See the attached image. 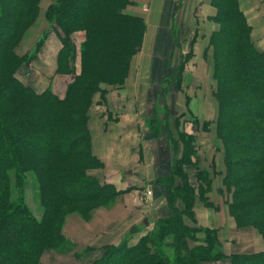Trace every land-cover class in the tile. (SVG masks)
<instances>
[{
    "label": "trees",
    "instance_id": "obj_1",
    "mask_svg": "<svg viewBox=\"0 0 264 264\" xmlns=\"http://www.w3.org/2000/svg\"><path fill=\"white\" fill-rule=\"evenodd\" d=\"M39 1L0 0V264H39L44 249L64 239L58 226L64 206L118 193L70 160L97 162L90 151L85 111L99 81L123 79L145 30L140 17L123 12L130 0H55L45 15L62 42L58 70L75 71L70 34L83 29L80 70L63 97L50 88L37 92L16 72L35 58L48 31L32 53L18 54L15 47L38 16ZM211 4L218 25L210 35L216 124L227 163L224 186L232 190L229 209L238 225H253L264 237V51L256 49L238 0ZM186 151L185 144L173 173L180 171ZM30 169L41 181L45 209L40 219L25 201L24 176ZM204 181L208 186L210 182ZM163 182L170 214L134 243L108 245L92 264H202L223 256H229L231 264H264V249L225 255L215 229L185 221L187 216L194 220L193 188L185 183L176 186L170 176Z\"/></svg>",
    "mask_w": 264,
    "mask_h": 264
},
{
    "label": "crops",
    "instance_id": "obj_2",
    "mask_svg": "<svg viewBox=\"0 0 264 264\" xmlns=\"http://www.w3.org/2000/svg\"><path fill=\"white\" fill-rule=\"evenodd\" d=\"M52 1L54 0H41V10L37 19L33 22L28 29L29 31L24 34L19 44L15 47L18 54L32 53L39 35H42L43 32L50 29L47 32L35 59L30 63L21 65L16 72V76L24 84L30 86L37 92L50 88L53 93L59 97H63L68 83L72 81L68 80V78L71 76L70 78L73 79L74 74L56 73V59L61 47L60 37L49 25L44 14L48 5L51 4ZM249 1H252L251 5H258V2L261 0H238L240 9L245 15V8L249 5ZM42 2L43 5L45 3V8H43ZM123 12L127 15L140 17L145 23L146 31L142 45L143 47L132 57L130 71L126 81L129 87H135L136 95L129 98L128 96L121 94L122 89L120 88H114L117 94L108 89L109 91L106 93L104 101V99L101 98V94H95L93 101L94 104H101L102 102V105L101 109L99 108V110L89 114L88 125L92 136L94 155L98 157L101 163H104L103 165L105 167L113 169L114 167L133 168L136 169L135 173L138 175L132 180L127 181L126 177H116L113 175L114 172H111L110 170H108L107 173L114 177L105 174L100 168H98L100 170L95 169L97 172L91 170L89 173L99 178V181L103 184H114L116 190L120 193V195L116 197L115 207L122 206L139 212H136V214L128 221L129 224L126 230L124 227L122 229L120 224L117 226L119 232L117 235H106L100 237L101 239L99 242H91V244L86 245L96 248L102 246L105 247L108 245H117L123 240H127L129 244H132L137 241L142 234L150 230L156 218H154L152 214H149L148 211L144 213L141 212V206L144 202L147 190L151 191L152 197L150 198V201L146 198V204L152 208L156 207L158 215L166 216L170 214L171 210L166 201L167 188L160 182H163V179L170 176L176 186H179L182 183L180 177L172 172L174 161L179 159L183 154L182 149L180 147L176 149L175 144L173 143L178 137V130L175 125L172 127L170 126V122H168V127L166 128L167 137H165L163 141H156V136L150 133L148 129L144 132L143 128H139L141 125H144L139 122L143 115V118H146L147 116L154 114L153 112H145L143 114L142 108L144 105L147 111L149 103H155V106L157 107L156 103L159 105L160 102H163L167 103V105L171 104L177 106V108L183 109L181 111L183 116L180 117V127H183V130L186 133L196 136L195 147L198 150L196 152V157H193V159L195 160L194 163L199 165V169L195 168V166H193L194 169L192 166L187 165V167L184 168V172L187 174V181H189L191 185H196L198 175L203 173L205 175L201 179L203 181H200V183H202L201 185L205 186L204 179L206 178L211 186L206 194V199L213 207L205 206L199 194L195 195V201L192 207L194 220L190 221L185 218L186 223L192 226L218 229L217 237L221 243L220 249L225 255L262 251L264 249V239L262 236L251 227H237L228 212L225 198L223 200L221 197L223 195H220L218 192V190L224 188L222 178L225 173V165L223 163L224 157L222 146H219V144L214 145L209 155V158L214 161L213 174L202 168V165L206 161L204 159L205 156L201 154V151L203 147H205L208 152V147H206L204 141L200 140L201 135L205 136L207 141L215 142L214 140H216L214 122L217 118L218 106L217 100L214 96L215 89L214 87H211L213 86L211 79L214 78V62L212 49L211 46H209L210 35L217 28L216 23L213 20L216 8L211 4V0H130V2L124 7ZM246 19L252 30V26H255V23L260 22V20L249 21L248 17H246ZM168 23L183 24L184 29L182 30L183 26L181 27V32L179 29L180 34H183V36L186 35V29L190 32L192 30V34L197 33L193 42V51L187 55L191 58L190 61L192 64H196L195 70L197 73L195 71L193 72V77L189 78L190 81H186L183 78L180 90H178L179 83L175 86L176 81H173L172 79L168 80L167 90L170 94L164 99L162 96H165V93L164 95H161V90L159 91V94L150 95L147 93L150 81L147 71H149V53L153 41L156 40L155 46L159 39L160 44L164 43V29L166 28V25L165 27L162 25V28L160 29V24ZM157 28H159V30ZM258 28L263 30L264 33V27ZM73 34L74 33H72L70 37L72 40L74 38ZM177 46H180L178 41ZM169 51H171L170 48ZM173 54L174 53L172 52L168 53L166 59L158 62V69H161V71L158 70L160 77H162L167 71L166 69L169 66L168 61L172 60ZM185 55L186 53H184L183 56ZM35 62L38 64L35 70H39L41 75L35 73L34 77H30L28 74L23 77L24 70L30 68ZM74 66L75 69L77 70L78 68L79 71L80 61L77 67V60L75 59ZM164 70L165 72L163 73ZM197 81L199 83H197ZM193 82L195 85L196 83L199 85L196 91H190V89L187 88V85L190 83L193 84ZM183 88L184 98L178 93L181 92ZM118 106L120 107V114L118 115L119 119L117 122H109L107 128L110 135L119 134L120 138H118V141L112 139H103L101 141V136L104 134L103 131L105 132L104 126L99 123L100 121H103V118L100 117L102 115L101 112L106 109L108 112L111 111V116L116 117ZM155 106H153V108ZM153 116L156 115L154 114ZM176 117L177 116L174 117V124L178 121ZM144 120L145 119L142 121ZM203 122L210 123L209 128L204 131L201 129V124ZM212 122L214 123V126ZM106 142L114 143V145H106ZM196 169L198 175L195 171ZM193 171H195V173H193ZM105 175H108L111 178H107ZM134 227L137 229L136 232L131 231ZM198 236L202 235L198 233ZM74 241L77 242V240ZM213 264H230V262L229 260L222 259L213 262Z\"/></svg>",
    "mask_w": 264,
    "mask_h": 264
},
{
    "label": "rangeland",
    "instance_id": "obj_3",
    "mask_svg": "<svg viewBox=\"0 0 264 264\" xmlns=\"http://www.w3.org/2000/svg\"><path fill=\"white\" fill-rule=\"evenodd\" d=\"M54 1H52V2H54ZM40 2H41V0L39 1V7H40ZM251 2L252 1H249V5L245 8V10H246L245 16L248 17L249 21L250 20H260V22L254 24L255 26H252L253 30H251V39H252L256 49L259 51H263L264 50V33H263V30H260L258 27H264V0L259 1L258 5H256V4L251 5ZM173 5H175V4H173ZM42 6H43V8H45V3L43 5V2H42ZM40 10H41V8L39 9V13H40ZM42 11H43V9H42ZM39 13H38V15H39ZM45 13H46V11H45ZM37 17H36V19H37ZM45 17H46V15H45ZM31 25L26 29L24 34L27 31H29L28 29L31 27ZM162 25L164 27L166 25L165 29L163 27L164 32H165V38L163 40L164 43L162 42L163 44H160V39H159L157 41L158 46H157V44L155 46L156 40H154L153 45L151 47V51L149 53L150 54V64H149V71H147V74L149 75V80L151 81V83L149 81V87H148L147 93H149L150 95L159 94L160 93L159 91L161 90V95H164V93H165V96H162V98L166 99L167 98L166 96L170 94V92H168V90H167L168 89L167 88V84H168L167 81L168 80L172 79L173 81H176L175 86L178 85V83H179L178 90H180V88H181L180 86L182 84V79L184 78L186 81H190L189 78L193 77V72L195 71L197 73V71L195 70L196 64H192V62L190 61L191 58L189 56H187L191 51H193V42H194V38L196 37L195 35L197 33L192 34V30L190 32L189 30L186 29V32H185L186 35L183 36V34H180L182 26H183L182 30L184 29L183 24H179V23L160 24V26H161L160 29L162 28ZM216 26H218V25L216 24ZM157 29L159 30V28H157ZM179 29H180V32H179ZM49 30L50 29H47V31H49ZM145 31L146 30H144L142 42H141V45L139 46L137 52L140 51L141 48L143 47L142 45L144 42ZM72 33H74L73 34L74 35V38H73L74 41L71 38L70 39L72 40L74 47L76 49V60H77V67H78V64L80 61V50L83 47V41L86 38V32L83 29H77V30L73 31ZM71 34H70V37H71ZM23 36H22V38H23ZM41 37H42V35H39V38L36 41V43L39 41V39ZM177 41L180 44L179 47L177 46ZM60 42H61V39H60ZM36 43L33 47V51L36 48ZM61 46H62V42H61ZM209 46H211L210 45V39H209ZM159 47H160V53H159ZM163 47H165V48H163ZM169 48L171 51H169ZM211 49H212V46H211ZM38 52H39V50H38ZM171 52L174 53L172 55V60L168 61L169 66L166 69L167 71L165 72V70H164L163 73L165 72V74H163L162 77H160L159 71H161V69H158V62L159 61L161 62L163 59H166L168 56V53H171ZM184 53H186L185 56H183ZM135 54H133V56ZM58 55H59V52L57 54V59H56V73L74 74L73 79L70 78L71 76H69V78H68V80L73 81L74 78L76 77V74L79 73L78 68H77V70L74 69L75 71L70 72V73H65V72L59 71L58 70V66H59ZM132 57H131V59H132ZM131 59H130L126 74L123 77V79H121V81L112 83V82H107V81L101 80L98 82L99 87H97L98 91L95 94H97V93L101 94V98L104 99V101H105V95L109 90L111 92L114 91L115 94H117V92L115 91L114 88H120V89H122L121 94L126 95L129 98L132 96H135L136 95L135 87H129L127 85V82H126L127 77L129 75V71H130ZM37 65L38 64L35 62V64L32 65L30 68H26L23 72V77L26 76L27 74L30 77H34L35 73L41 75V72L39 70H35ZM179 66H182V67L178 70ZM201 69H202V66H201ZM95 73H96V71H95ZM211 80H212L211 82H213L212 83L213 86H211V87H214V89H215V90L213 89L214 90V96H215L216 80L214 78ZM194 81H196V80H194ZM162 83H163V85H162ZM184 83H185V81H184ZM184 83H183V86H184ZM197 83H199V82L197 81ZM197 83H196V85L194 82H193V84L190 83L187 85V88L190 89V91H193V90L196 91V89L199 87V85H197ZM209 83H210V81H209ZM184 88H185V86H184ZM184 88L182 89L181 92H178L180 94V96H182L183 98H184ZM66 89H67V87H66ZM170 91H172V90H170ZM175 92H177V91H175ZM95 94L93 95V98H92L91 102L89 103V105L87 106V109L85 111L87 114L86 120H87L88 130H89L88 121H89V116H90L89 114H91L94 111L99 110V108L101 109V105H102V102H101V104L100 103L94 104L93 101L95 98ZM118 94H119V92H118ZM215 98L217 100L216 96H215ZM156 105H157V107L155 106V103H153V104L149 103L147 111H146V107L144 105V107L142 108L143 114L145 112H151V113L153 112L156 116H153L154 115L153 114V115L147 116L146 118H143V116H144L143 115L139 122L143 123L144 125H141L139 128H143L144 132H145V130L148 129L150 133H152V134H154V136H156V141H159V140L163 141V139L165 137H167L166 136V128L168 127L167 126L168 122H170V126H172V127H174V125L176 126V128L178 130V135H177L178 137L173 142L175 144V148L178 149L180 147L183 151L185 148V144H186L187 151H190L189 155L187 154V151H186V159L184 162L180 163L181 164L180 171L176 174L178 175V177H180V179L182 180V183L186 184L187 188H188V186L193 188L195 195L199 194V196L201 197L205 206L213 207L211 204H209L207 202V199H206L207 198L206 194L210 190V187H211L210 183L206 187L201 185L202 183H200V181H203L201 179L205 174L202 173V174L198 175L197 169L195 170L197 175H198V181H197L196 185H191L189 183V181H187V179H186L187 174L184 172V168L187 167V165H190L192 167L195 166V168L199 169V165H196V163H194L195 160L193 159V157L194 158L196 157V152L198 150L195 147L196 146L195 145L196 136H192V138H190V139L186 138L185 136H181L182 132L186 133L183 130V127H180V117L183 116V114L181 113V111L183 109L177 108V106H173L171 104L167 105V103H163V102H160L159 105H158V103H156ZM153 106H155V107L153 108ZM217 106H218V100H217ZM183 107H185V106H183ZM183 107H181V108H183ZM186 107H187V104H186ZM104 110L105 111L101 112L102 115L100 116L103 118V121L99 122L104 126V130H105V132L103 131V133H104L103 136H101V141L103 139L104 140L112 139L114 141H118V138H120V135L119 134L118 135L117 134L110 135L108 128H107V124L109 122L111 123V122H117L118 121V119H119L118 115L120 114V107L119 106L117 107L118 113H116V117H118V118L111 116L112 115L111 111L108 112V111H106V109H104ZM185 111H186V109H185ZM175 116H177L176 118L178 120L176 124H174V117ZM217 117H218V112H217ZM143 119H145V120L142 121ZM215 120H217V118ZM214 123H215V131H216V140H214L215 142L207 141L205 139V136L201 135L200 140L204 141V144H206V147H208V152L206 151L205 147H203V149L201 151L202 152L201 154H203L205 156L204 159L206 161L202 165V168L208 170L207 172H210L213 174V171H214L213 162L214 161L211 158H209V155L211 153L213 146L216 144H219V146H222V148H223V157H224L223 163L225 165V173H226L227 163L225 160L224 145H223L222 140L218 136L216 121ZM214 123H213V126H214ZM201 125H202L201 129L204 131V130H207L209 128L210 123L203 122ZM89 139H90V144H91L90 145V147H91L90 151H91L92 155H94V152H93L94 150L92 148V136H91L90 130H89ZM110 142H112V141H110ZM105 144L106 145H114V143H108V142H106ZM95 158H96L97 162H91V163L90 162H81L78 160H70V161L73 162L74 164H77L81 168H83L85 170V172L89 175H91L89 172L91 170H95V169H97V170L101 169L105 174H108V175H110V174L107 173V171L110 170L111 172H114L113 175H115L116 177H119V176L126 177L127 181L132 180L134 177H136V175H138L135 173L136 169L129 168V167H127V168L114 167V169L113 168H107L103 165L104 163H101V161L98 159V157L95 156ZM98 168H100V169H98ZM97 170H95L93 172H97ZM195 171H193V173H195ZM225 173H224V176L222 178V184L223 185H225V183H224ZM108 175H105V176H107V178H111ZM113 175H110V176L114 177ZM91 176L97 178L94 175H91ZM97 179L100 180L99 178H97ZM43 181L45 182V179H43ZM159 182H160V180H159ZM160 183L165 185V186L167 185V182L166 183L160 182ZM40 184H41V181L38 179V176L35 173V171L30 169L25 173V176H24L25 201L27 202L32 214L37 219L41 218L43 211L45 209L44 205L42 203V200H41V198H43V197H42V191H41ZM107 185H111L112 189L117 191L114 184L107 183ZM223 187L224 188L218 190V192L220 195L221 194L223 195V196H221L223 198V200L225 198V203H227V206H228V212H229L230 216L233 218L236 226L240 227V228L251 227V228L255 229L257 231V233H259L262 236V234L259 232V230L253 225L247 224V225L241 226V225L237 224L235 218L233 217V215L231 214L230 209H229V202L232 199V190L226 188V186H223ZM107 189L110 190L111 188L110 189L107 188ZM166 194H167V191H166ZM118 195H120V193H116L112 197L107 198V199L91 200V201L88 200V201H84V202H71L70 204H68V206H64V211H63L64 214H61L63 219H62V221H60L58 223L59 229L62 232L64 239H62L61 241H59L55 245H50L49 247H46L40 256L39 264H92V262L95 259L101 257L103 252L106 250L107 246H105V247L102 246V247L96 248V247L87 246L86 244L89 245V244H91V242L97 243L100 241V239H101L100 237H103L106 235H113V236L117 235L119 233L117 226H119L120 224L122 226V229L124 227L126 230V228L128 227V224H129L128 221L133 217V215L136 214V212H139L137 210L122 207V206H118V207L116 206L115 207V200L117 199L116 197ZM151 197H152L151 191L147 190L146 194H145L144 202L141 206V212L144 213V212L148 211L149 214H152V216H154V218H156V220L154 221V224H155V222L163 216L157 214L156 207L152 208L148 204H146L147 203L146 198L148 201H150ZM203 198H204V200H203ZM162 201H163V199H162ZM166 201H167V197H166ZM194 201H195V198L192 200V206L194 204ZM176 202H178V205H183V201L181 199L176 200ZM167 204H168V202H167ZM168 207L170 209L169 204H168ZM186 218H187V220L191 221L190 217L187 216ZM215 231L217 233L218 229H215ZM198 233H200L203 236L202 232H198ZM199 237H201V236H199ZM262 238L264 239L263 236H262ZM74 240H77V242ZM168 244H170V240H169ZM222 259L229 260V262L231 264V259L229 256H223V257L218 258V259H212V260H206V261L204 260V261H202V264H213V262L218 261V260H222Z\"/></svg>",
    "mask_w": 264,
    "mask_h": 264
},
{
    "label": "water",
    "instance_id": "obj_4",
    "mask_svg": "<svg viewBox=\"0 0 264 264\" xmlns=\"http://www.w3.org/2000/svg\"><path fill=\"white\" fill-rule=\"evenodd\" d=\"M132 232H136L137 231V229L134 227V228H132V230H131Z\"/></svg>",
    "mask_w": 264,
    "mask_h": 264
}]
</instances>
